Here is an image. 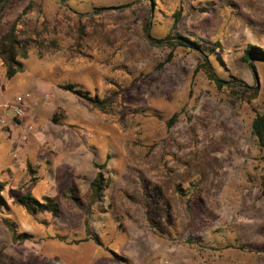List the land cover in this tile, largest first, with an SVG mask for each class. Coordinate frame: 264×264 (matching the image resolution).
<instances>
[{
  "label": "rangeland",
  "instance_id": "374dc122",
  "mask_svg": "<svg viewBox=\"0 0 264 264\" xmlns=\"http://www.w3.org/2000/svg\"><path fill=\"white\" fill-rule=\"evenodd\" d=\"M155 1L14 0L0 12L1 31L49 24L46 45L30 51L23 74L9 81L0 60L13 119L14 101L31 95L21 125L9 128L12 138L0 136L5 264H264V148L251 133L264 109V61L252 59L255 80L243 59L249 46L264 48V0ZM180 10L174 33L203 45L223 88L197 70L205 57L191 48L175 49L167 63L171 48L159 41ZM218 42L223 48L213 53ZM233 78L255 86L259 97L233 105ZM59 84L101 99L123 93L102 113ZM174 114L180 121L168 128ZM101 169L110 180L105 203L86 215L89 184ZM198 184L200 197L188 206L177 186L187 193ZM70 187L80 204L66 197ZM29 193L56 198L60 218L30 215L16 203ZM7 221L28 240L14 242ZM88 226L103 246L75 243L87 238Z\"/></svg>",
  "mask_w": 264,
  "mask_h": 264
},
{
  "label": "trees",
  "instance_id": "16d2710c",
  "mask_svg": "<svg viewBox=\"0 0 264 264\" xmlns=\"http://www.w3.org/2000/svg\"><path fill=\"white\" fill-rule=\"evenodd\" d=\"M14 0H0V12L2 11L5 6L12 2ZM64 1V0H60ZM151 3L153 4V7L156 6V1L151 0ZM154 9V8H153ZM182 10L174 12V26L172 30L167 34L165 40H161L159 42H167L168 45L171 48V52L168 56L167 63H169L173 59V51L175 49H178L179 47L184 48H191L195 50L196 52H199L203 54L205 59H203L204 62L199 63V66L197 70L200 72L206 74V76L214 81L218 88L221 89L224 87L225 81H220L217 78V75L215 74V62L213 58H211V55H206L204 52V47L201 43L189 39L187 37L177 35L174 33L176 29H178L179 24L182 20ZM152 17V16H151ZM1 23V20H0ZM149 23L151 21L149 20ZM151 25V24H150ZM49 28V24H45L43 28L40 29H34L33 32H29L28 30H23L19 28L18 24H14L12 27H9L5 31L0 30V60L2 61V66L5 69V77L12 81L19 73H23L25 71V60L29 59L30 51L34 48H41L42 46L46 45V41L43 37V30H47ZM151 28V27H150ZM150 28H147L145 30L146 37L149 40H152V37L149 35L148 30ZM52 44L54 48L59 47L58 43L56 41H52ZM218 48H223L222 44L218 42L216 44V47L213 49L212 52L214 53ZM253 58H259L264 61V48L259 45L255 46H249V48L245 51L244 54V61L250 65L251 71L254 74L255 80H257V70L258 67L255 63H253ZM217 61V60H216ZM163 68L164 66H160ZM237 84L235 87L231 86V91L233 95V105L236 104V102H249L252 103L254 100H256L259 97V89H257L255 86L250 87L245 82L238 80L236 78H233ZM231 83V82H230ZM233 85V84H232ZM59 88L63 90L66 93H70L72 95L77 96L80 99H83V101H86L91 107L94 109L100 110L102 113H108L110 107L116 103L118 100V97L123 93V89L119 91H113L110 95H108L105 99H101L100 96H92L89 92H85L82 89L76 88L72 84H59ZM57 119L55 118L54 122ZM180 121V115L174 114L170 120L167 123L168 128H172ZM251 133L253 137L256 138V140L260 143V145L264 148V109L263 111H256V116L252 122L251 125ZM97 168L99 166L95 165ZM28 172L30 174L31 182L35 184L37 182L38 178L35 176L37 174V171L33 167L31 163L27 164ZM104 170V169H103ZM110 186V180L106 177L105 173L102 172V169L100 172L96 174V177L93 178V180L89 184V191L86 195L85 201H86V215L93 214L94 207L96 204H104L105 203V195L106 191ZM178 192L180 194V200L187 204L188 206L192 202V199H196V197H200V188L198 185H193L192 189H188L187 193H185L184 188L181 187V185L177 186ZM6 189V183L4 181L0 180V205L5 202V199L3 197V193ZM261 190H262V196L264 200V176L262 177L261 181ZM193 191V192H192ZM68 194L66 195L67 198L73 200L77 204H80L82 201L79 196L73 194L74 189L70 187L68 189ZM16 203L19 206H22L25 208L26 211L32 216H37L38 214L43 215H51L52 218L57 219L60 218L62 209L60 203L57 201L56 198L51 196H44L41 199L35 198L29 194L21 195L16 199ZM84 205V204H83ZM6 227L9 229L8 231L12 234L13 241L18 243L19 241H26L29 237L27 235H24L22 233H19L17 230V225L14 223H11L10 221L6 222ZM154 229H157L156 226L153 227ZM88 236L84 240H76V244H82L89 241H92L96 243L98 246H103L102 241L98 237L97 234H93L90 230V227L88 226ZM64 241V240H62ZM110 253L116 258L118 262L124 261V258L119 256L115 251H110ZM0 264H5V261L1 259L0 257Z\"/></svg>",
  "mask_w": 264,
  "mask_h": 264
},
{
  "label": "crops",
  "instance_id": "0c3cea01",
  "mask_svg": "<svg viewBox=\"0 0 264 264\" xmlns=\"http://www.w3.org/2000/svg\"><path fill=\"white\" fill-rule=\"evenodd\" d=\"M23 73H19V74H23ZM42 89H46V88L43 87ZM42 89H39V90L41 91ZM6 93L7 92H6L5 88L1 89V87H0V101L2 100V103H3V105H1V107L3 108V113L2 114H3V117H4L1 120V122H0V136L4 135L5 137L11 139L12 137L8 134L9 131H10L9 128L14 127V126H20L21 124L17 123L18 120H17L16 117H14V119L11 117L10 109H9L10 105L9 104L12 103L13 101L9 100V98L6 95ZM38 97H40V96H38ZM45 103H47V102H45ZM14 115H15V112H14ZM12 142L14 143V141H12Z\"/></svg>",
  "mask_w": 264,
  "mask_h": 264
},
{
  "label": "built area",
  "instance_id": "2783aa9c",
  "mask_svg": "<svg viewBox=\"0 0 264 264\" xmlns=\"http://www.w3.org/2000/svg\"><path fill=\"white\" fill-rule=\"evenodd\" d=\"M25 96H19V97H17V100L14 101L15 105H19L18 107H15V111H14L15 117L17 119H23L26 115L25 110L23 109V107H21V105L24 106L26 104L25 98L31 99V95L26 94ZM49 99H51V96L49 94H47V95L45 94V100L49 101ZM32 132H33V127L29 126L27 128V132L24 134L23 138H21V141H23L24 143L25 142L27 143L28 138H30V135L32 134ZM14 155H15L14 157L18 156L17 153H15Z\"/></svg>",
  "mask_w": 264,
  "mask_h": 264
}]
</instances>
